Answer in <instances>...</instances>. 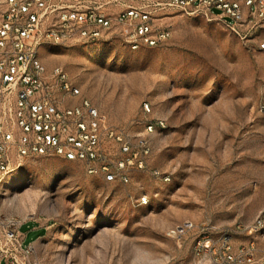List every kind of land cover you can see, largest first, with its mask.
<instances>
[{
    "label": "rangeland",
    "instance_id": "1",
    "mask_svg": "<svg viewBox=\"0 0 264 264\" xmlns=\"http://www.w3.org/2000/svg\"><path fill=\"white\" fill-rule=\"evenodd\" d=\"M168 21L156 46L131 48L119 26L41 48L45 68L80 88L66 105L88 99L106 116L101 146L128 180H107L98 163L26 158L0 185V212L21 221L32 264H191L203 224L264 217V31L242 39L180 10ZM250 239L264 248L258 233L236 241Z\"/></svg>",
    "mask_w": 264,
    "mask_h": 264
},
{
    "label": "built area",
    "instance_id": "2",
    "mask_svg": "<svg viewBox=\"0 0 264 264\" xmlns=\"http://www.w3.org/2000/svg\"><path fill=\"white\" fill-rule=\"evenodd\" d=\"M173 10L219 19L242 39L264 31V0H0V185L35 155L82 161L90 171L98 163L107 180H128L110 169L101 146L106 116L88 99L66 105L80 88L61 66L48 71L39 52L46 42L99 38L119 26L131 48L156 46L171 37ZM258 45L264 50V40ZM115 137L128 150L122 134ZM21 225L0 212V264H32L33 246L24 244ZM251 233L264 239L263 216L223 227L203 224L191 264H264L255 239L236 241Z\"/></svg>",
    "mask_w": 264,
    "mask_h": 264
},
{
    "label": "bare ground",
    "instance_id": "3",
    "mask_svg": "<svg viewBox=\"0 0 264 264\" xmlns=\"http://www.w3.org/2000/svg\"><path fill=\"white\" fill-rule=\"evenodd\" d=\"M24 197V196H23ZM25 197H26V195H25ZM28 197V196H27ZM29 198H27V200H28ZM25 200V199H24ZM145 200H146V198H145ZM28 202H29V200H28ZM20 203V202H19ZM23 203V202H22ZM25 203V202H24ZM26 204V203H25Z\"/></svg>",
    "mask_w": 264,
    "mask_h": 264
}]
</instances>
